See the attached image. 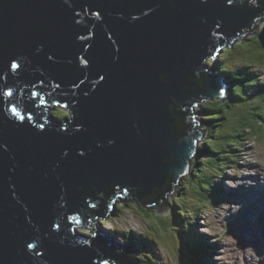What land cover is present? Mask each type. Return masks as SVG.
Instances as JSON below:
<instances>
[{"label": "water", "instance_id": "water-1", "mask_svg": "<svg viewBox=\"0 0 264 264\" xmlns=\"http://www.w3.org/2000/svg\"><path fill=\"white\" fill-rule=\"evenodd\" d=\"M258 9L0 0V264H135L109 230L116 245L74 234L72 220L88 223L92 201L105 217L125 189L139 201L172 192L199 152L196 108L223 94L207 61L254 30ZM42 101L72 118L48 121Z\"/></svg>", "mask_w": 264, "mask_h": 264}, {"label": "rangeland", "instance_id": "rangeland-1", "mask_svg": "<svg viewBox=\"0 0 264 264\" xmlns=\"http://www.w3.org/2000/svg\"><path fill=\"white\" fill-rule=\"evenodd\" d=\"M249 5L254 7L256 3L251 1ZM258 26L264 30V20ZM262 30L260 29L259 33ZM247 39L248 37L245 40ZM240 48L247 52L246 56H256L258 54L261 56L264 53V43L261 40L245 42ZM224 52L221 56L225 54ZM240 60L242 59L234 54L230 61ZM207 63L210 66L213 65L211 59ZM219 64L222 68L226 67L223 59L219 61ZM215 72L217 73V71ZM256 72L260 75L261 82L264 83V67L261 66ZM243 83L244 86L238 84L235 88L236 93L243 96V100L232 101L231 105L227 106L225 101H215L221 103L220 107L224 108V114L229 124L233 123V120L237 121L235 119L238 116V110L244 111L246 115L252 118L250 114H253L256 107L253 105L254 103H261L260 108L264 113L263 94L257 93L249 96L250 94H246V90L254 83L251 80L243 81ZM201 110L202 108L198 106L195 112L200 113ZM51 111L53 116L60 118V120L72 118L70 112L63 106L52 108ZM203 118L204 116L198 117L200 121ZM228 123H224L219 128L218 137L226 130ZM204 142L203 139L199 146L203 145ZM244 144L245 151L237 155L238 168L236 165L234 168H230L233 166L231 165L221 170L220 174L211 175L212 179L216 180L220 189L223 190L219 197L220 201L218 202L216 198L207 195L205 190L202 189L203 182L195 180L192 182V186H199L200 189L190 194L192 195V203L188 207L184 203L181 208V213L185 215V213H196L197 209L204 207L205 210L202 217H200V226L197 232L209 236V241L216 244L211 252H213V260L217 264H264V134L257 131V136L251 138L250 141H244ZM184 182L183 179L180 186ZM255 184L259 185L257 193L254 190ZM185 197L187 198V195L181 196L179 200L186 202ZM171 199H174V197ZM134 202L132 200L119 201L116 204V210L111 212V216L99 220L100 228L109 231L111 229V231L137 233L136 236L139 239L135 245H131L114 235L126 247L129 246L132 252L141 259V264H184L183 252L175 235L176 230H173L172 225L165 224L169 221L167 216L170 221L172 220L171 210H165L161 213L166 214L165 216H153L146 214L136 206L130 207L126 211L120 208L124 204L129 205ZM93 210H98V207ZM176 228L180 227L176 226ZM74 230L80 233L86 232L80 227L74 228ZM89 234L87 232L84 235L92 236V234ZM143 234L146 235L144 238L147 240V247L149 248L141 246L143 240L140 239V236H144Z\"/></svg>", "mask_w": 264, "mask_h": 264}, {"label": "trees", "instance_id": "trees-1", "mask_svg": "<svg viewBox=\"0 0 264 264\" xmlns=\"http://www.w3.org/2000/svg\"><path fill=\"white\" fill-rule=\"evenodd\" d=\"M246 1L249 4L251 1L253 3L257 2L259 5L258 10L264 12V6L262 5L264 1ZM263 16L259 20H262ZM256 21H258V19H256L254 23H256ZM255 25L254 29L258 28V24L256 28ZM247 37V40L240 39V42L234 45L233 48L225 50V54L222 56L220 55L218 61L214 63V67L217 69V74L224 77L231 85V97L227 101L226 106L232 101L243 100V96H241V94L238 95L235 88L238 84H240V86H244L243 81L246 82L247 80H251L254 84L246 90V94H250L249 96H252L257 93H261L263 94L264 99V83L261 82V77L256 72L261 66L264 67V53H262L261 56L260 54L256 56H246L247 52L240 48L243 43L253 40H261L262 43H264V30L259 33L258 29L257 33L247 35ZM234 54L238 55L242 60L231 62V57ZM221 59H223L226 64V67L224 68H222L219 64ZM215 101L219 100L206 102L202 105L201 112L204 116L202 120L204 123V129L206 130V137L204 139L205 142L203 145H200L199 156L194 159L190 165L192 166V174L183 178L185 180L183 185H175L172 192L162 196L158 199V201L157 195L160 194L159 190L152 196H149L142 201L137 200V202L129 205L124 204L120 207L123 211H126V209H129L130 207L136 206L140 208V210L146 212V214L153 216H165L166 214L161 213L165 210H171L172 220L170 221L167 216L169 221L165 224L172 225L173 230H176L175 235L183 252V254H181L184 258V264H217V262L213 260L214 254L211 252V250H214L216 244L209 241V236L197 232L200 226V217H202L205 210L204 207L197 209L196 213H185V215L184 213H181V208L184 203L186 207L192 203V195L190 194H193V192L195 193V190L200 189L199 186L193 187L192 182L195 180L203 182L202 189L205 190L207 195L216 198L219 202V197L221 196L223 190L220 189L217 181L213 180L211 175H218L221 173V170L225 167H230L231 165L233 166L230 168H234L235 165L238 168L239 166H237L238 162L236 159H238L237 155L244 152L246 149L244 141H250L251 138L256 137L257 131L264 134V113L261 110L262 108H260L261 103L253 104L256 107L254 108L253 114H250L252 118L246 115L244 111L238 110V116L235 119L237 121L233 120V123L229 124V121L224 114V108L220 107L221 103H216ZM56 119L60 120L58 117H56ZM65 120L66 118L60 121L65 123ZM224 123H228V127L223 134L218 137V133L220 131L219 128H221ZM223 174L225 173L223 172ZM217 175H215V177L218 178ZM183 195H187V198L185 197L186 202L179 200V198ZM172 197H174V199H171ZM151 203H154V205H151ZM176 226H179L181 229L176 228ZM85 231L87 232V230ZM111 233L117 235L121 240H124L131 245H135L139 239V237L136 236L138 234L135 232L124 233L112 231ZM144 237H146V235L142 237L140 236V239L143 240L141 242V246L143 248H149L147 247V240ZM128 257L133 259L135 264H141V259L138 258L132 250L128 252Z\"/></svg>", "mask_w": 264, "mask_h": 264}, {"label": "snow or ice", "instance_id": "snow-or-ice-1", "mask_svg": "<svg viewBox=\"0 0 264 264\" xmlns=\"http://www.w3.org/2000/svg\"><path fill=\"white\" fill-rule=\"evenodd\" d=\"M228 3H232V0H228ZM12 67L15 68V67H17V65L16 64H12ZM101 79H103V77H101ZM13 111H15V109H13ZM28 247L31 248V247H33V245L29 244Z\"/></svg>", "mask_w": 264, "mask_h": 264}, {"label": "bare ground", "instance_id": "bare-ground-1", "mask_svg": "<svg viewBox=\"0 0 264 264\" xmlns=\"http://www.w3.org/2000/svg\"><path fill=\"white\" fill-rule=\"evenodd\" d=\"M202 105H203V104H202ZM202 105H200V108H202ZM60 106H61V105H60ZM254 186H255V189H254V190H255V192L257 193L258 190H259V189H257L259 185H258V184H255ZM92 210H93V209H92ZM73 231H74V234H75V233H80L79 231H77V232H76L75 230H73Z\"/></svg>", "mask_w": 264, "mask_h": 264}, {"label": "clouds", "instance_id": "clouds-1", "mask_svg": "<svg viewBox=\"0 0 264 264\" xmlns=\"http://www.w3.org/2000/svg\"><path fill=\"white\" fill-rule=\"evenodd\" d=\"M252 3H253V2H252ZM255 3H256V2H255ZM263 20H264V19H263ZM262 22H263V21H262ZM258 23H260V20H259V19H258V21H257V24H258ZM258 28H259V31H260V29H261V28H260V26H258ZM246 38H247V37H246ZM237 42H240V40H239V41H237ZM237 42H236V43H237ZM236 43H235V44H233V46H234V45H236ZM220 55H221V54H220ZM219 57H220V56H219ZM263 202H264V201H263Z\"/></svg>", "mask_w": 264, "mask_h": 264}]
</instances>
